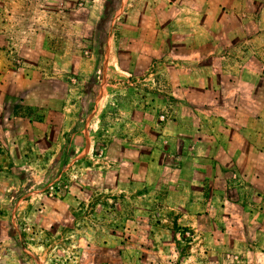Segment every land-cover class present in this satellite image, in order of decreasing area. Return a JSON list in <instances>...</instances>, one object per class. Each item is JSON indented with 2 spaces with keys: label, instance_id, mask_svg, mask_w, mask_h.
<instances>
[{
  "label": "rangeland",
  "instance_id": "obj_1",
  "mask_svg": "<svg viewBox=\"0 0 264 264\" xmlns=\"http://www.w3.org/2000/svg\"><path fill=\"white\" fill-rule=\"evenodd\" d=\"M94 2L11 83L0 264H264V0Z\"/></svg>",
  "mask_w": 264,
  "mask_h": 264
},
{
  "label": "crops",
  "instance_id": "obj_2",
  "mask_svg": "<svg viewBox=\"0 0 264 264\" xmlns=\"http://www.w3.org/2000/svg\"><path fill=\"white\" fill-rule=\"evenodd\" d=\"M84 1L86 0H0V119L1 114L8 112L11 83L18 82L20 88L22 82L27 81L29 71L31 72V69H27V51L52 48L53 77L60 78L61 66L65 67V63H69L68 58H71L68 70L76 69V57L73 61V55L70 56L67 51L62 53L61 49L77 48V42L81 39L78 41L75 38V32L86 31L84 27L79 28L77 22L84 24L87 17L101 13L100 10L92 9L90 4L85 18L78 19L77 13L83 9L81 6ZM99 1L105 7L109 0ZM90 30L93 32L91 27ZM15 108L20 109L22 106ZM4 127L0 125V145L1 140L4 142ZM214 136L215 134L212 137ZM218 144L216 141V145ZM6 154V150L0 149L2 160Z\"/></svg>",
  "mask_w": 264,
  "mask_h": 264
}]
</instances>
